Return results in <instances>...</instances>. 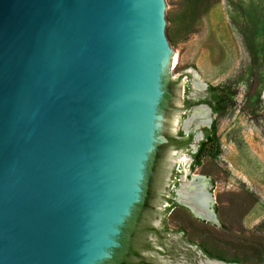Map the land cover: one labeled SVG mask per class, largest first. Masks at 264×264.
I'll return each mask as SVG.
<instances>
[{
	"label": "water",
	"instance_id": "1",
	"mask_svg": "<svg viewBox=\"0 0 264 264\" xmlns=\"http://www.w3.org/2000/svg\"><path fill=\"white\" fill-rule=\"evenodd\" d=\"M166 25L165 0H0V264L111 256L141 199L149 154L168 142L155 133L174 54ZM202 105L212 116L205 103L191 114ZM132 174L133 193L120 203L116 184ZM199 175H182L176 200L218 223L215 201L205 219L180 197Z\"/></svg>",
	"mask_w": 264,
	"mask_h": 264
},
{
	"label": "rangeland",
	"instance_id": "2",
	"mask_svg": "<svg viewBox=\"0 0 264 264\" xmlns=\"http://www.w3.org/2000/svg\"><path fill=\"white\" fill-rule=\"evenodd\" d=\"M180 7L181 0H165L166 14ZM256 29L262 33L264 44V0H218L200 19L196 32L170 46L174 51L172 65L166 66L161 76L175 82L176 94L166 115L157 105L156 114L161 116L155 118L156 135L166 136L168 132L178 140L177 133L184 129L193 106L207 98V89L194 95L195 72L206 87L232 83L239 93L237 106L218 118L222 153L216 159L206 157L193 170L192 153L199 141L194 146L168 144L151 217L162 231L159 239L166 250L156 257V264H198L203 257L188 247L187 240L212 241L229 249V255L242 257L243 261L237 262L240 264L259 262L250 249H264V82L260 88L262 101L244 106L245 79L252 64L247 45L252 38L249 34ZM186 98L194 103L191 107L184 104ZM188 128L193 130L194 125ZM184 133V139L190 135L194 139L197 131ZM186 171L210 179L208 189L215 201L218 223L197 218L177 202L175 190ZM170 198L179 206L168 211ZM162 224L167 231L161 229ZM153 239L158 245V238Z\"/></svg>",
	"mask_w": 264,
	"mask_h": 264
},
{
	"label": "trees",
	"instance_id": "3",
	"mask_svg": "<svg viewBox=\"0 0 264 264\" xmlns=\"http://www.w3.org/2000/svg\"><path fill=\"white\" fill-rule=\"evenodd\" d=\"M218 2V0H181V7L166 14V34L170 45L186 40L192 33L196 32L200 19ZM168 23L170 25H168ZM251 41L248 42V49L252 57L250 71L245 79L246 92L244 106L253 103L257 105L261 98V86L264 82V44L261 40L262 33L259 30L252 31ZM163 95L159 103L160 113L167 114L171 103H173L176 89L175 82L163 77ZM208 97L199 103L210 105L212 112L217 118L213 119L210 127L204 129V138L199 141L198 148L192 153V169L200 166L203 159L208 157L216 159L222 153V144L218 135V118L224 116L229 109L237 106V95L239 90L232 84L223 85L209 84L207 87ZM184 104L191 107L194 103L190 99H184ZM168 138L167 143H157L155 149L149 154L146 162L145 177L142 184L141 199L135 203L124 223L120 226L121 232L118 240L121 245L116 249L121 251L126 248V243L131 241L133 246H139L146 240L149 231L161 233L158 228L149 225L153 216L154 204L158 196V187L163 178V159L168 148V144L176 143L178 146H187L193 141V135L187 139L183 130L177 133L178 140L168 132L165 133ZM179 206L174 198H170V204L167 210ZM167 231V229H165ZM194 242V241H192ZM202 249L211 258H217L227 262H241L242 257L238 254L229 255V249L218 246L214 242L201 241ZM250 251L259 258L258 264H264V249L253 246ZM119 254H116V257ZM110 259L103 260L100 264H109Z\"/></svg>",
	"mask_w": 264,
	"mask_h": 264
},
{
	"label": "bare ground",
	"instance_id": "4",
	"mask_svg": "<svg viewBox=\"0 0 264 264\" xmlns=\"http://www.w3.org/2000/svg\"><path fill=\"white\" fill-rule=\"evenodd\" d=\"M194 87L196 93H199L204 89L203 82L201 83L197 77L195 78ZM211 117H212L211 113L206 106L204 105L198 106L194 109L193 113L189 115L188 119L186 118L187 119L186 129L190 131V128L188 127L191 126V124H193L194 128L193 130L192 129L191 130L197 131L195 137L197 140H199L201 138V131L203 129V126L207 124V122L210 120ZM149 133H146V135L140 137L142 141L139 145L140 149L144 148L146 146L145 143L149 141L150 138ZM135 166L136 164L132 163L131 167H135ZM133 177L134 174H132L127 180L121 181L120 185L116 184L115 191L117 194L120 195V200H119L120 203L123 202L125 198L130 197L132 195ZM208 185H209L208 179L202 175H199L198 181H194L189 184L183 185L182 189L179 191V194L182 201L185 200V202H187L188 204L190 203L192 205V209L194 213L205 219H213L214 214L211 210L212 207L211 204L214 202V199L212 196H210V194L207 191ZM118 210L119 208L117 207V211ZM205 264H221V263L207 261Z\"/></svg>",
	"mask_w": 264,
	"mask_h": 264
},
{
	"label": "flooded vegetation",
	"instance_id": "5",
	"mask_svg": "<svg viewBox=\"0 0 264 264\" xmlns=\"http://www.w3.org/2000/svg\"><path fill=\"white\" fill-rule=\"evenodd\" d=\"M162 223V222H161ZM149 225L151 227L158 228V225L154 223L150 219ZM161 229L165 230V224L160 225ZM161 233L156 231H149L146 235V240L139 244V246H133L131 241H128L126 243V248L122 249L121 251H118L116 248L121 245L120 241L118 240L117 236V242L118 244L114 246L111 249V256L109 257L110 263L109 264H156V257L158 255H164L166 254V250L163 249V240L159 239V236ZM154 237L158 238L157 244L155 245ZM186 242V241H185ZM187 245L189 248L194 249L196 252L200 253L203 257V261H205L207 258L210 259H217V258H211L208 256V254L205 253V251L202 249L200 242L199 243H193L187 240ZM156 253V254H155ZM116 254H119V257H116ZM202 260L198 264H202ZM220 260V259H217ZM224 261V260H223ZM227 262V261H226ZM204 262L203 264H205Z\"/></svg>",
	"mask_w": 264,
	"mask_h": 264
}]
</instances>
